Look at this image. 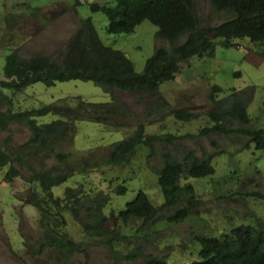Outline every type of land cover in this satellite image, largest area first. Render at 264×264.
I'll list each match as a JSON object with an SVG mask.
<instances>
[{"label":"trees","instance_id":"obj_1","mask_svg":"<svg viewBox=\"0 0 264 264\" xmlns=\"http://www.w3.org/2000/svg\"><path fill=\"white\" fill-rule=\"evenodd\" d=\"M208 2L215 12L226 17L225 22L201 28L195 11L196 0H116L113 3L89 5L92 13H102L106 17V32L109 35L133 34L140 24L148 21L157 28L155 39L170 43V49L160 47L154 51L146 60L141 73L135 71L134 64L126 53L102 44L89 18L80 20L79 28L60 56L21 59L16 52L6 56L2 72L4 79H0V95L1 103L11 107L8 113L0 111V130H9L10 123H21L28 127L31 138L15 152L7 148L9 139L5 140L4 145L0 144V175L12 185L20 181L21 191L29 186V196L25 202L40 214L39 224L44 229V235L38 249L27 245L29 252L40 255L45 251H55L60 258L69 260L71 256L83 251L81 243L75 241L68 230H65L68 213L86 238L107 245L121 262L137 260L140 255L146 256L143 244L124 233L125 225L130 222L144 221L148 223L145 229H151L158 222L164 225L179 224L189 220L191 215L198 225L206 220V207L197 199L194 187L182 184V180L184 177L200 179L212 176L216 179L214 159L223 153H233L220 149L198 155L192 149L183 148L180 156H176L168 151H158L156 155L160 156V160L154 164L156 151L152 144L172 143L178 137L170 133L146 136L145 124L137 125L136 133L110 145L104 164L129 163L139 145L149 147L148 164L163 197L160 206L155 205L148 194L139 189L131 201L107 215L104 213L107 197L96 200L82 191L81 187H68L63 197H56L53 189L66 183L71 175L98 167L96 162L73 161V154L58 151L61 143L72 140L76 135L77 123L93 122L105 129H112L116 126L124 127L123 123L116 121L136 117L114 95L116 92L132 93L143 103L148 98L155 97L160 86L175 79L181 63L194 57H212L217 39H224L227 44L244 38L264 43V0ZM185 36L183 44L174 46L178 39ZM262 55L264 57V53ZM70 81L91 82L112 96L105 103L90 102L79 97L74 102L75 106H71L65 99H59L31 111L14 110L17 105L14 96L28 87L37 83L51 87L58 82ZM250 90L233 92L219 101L218 95L221 92L214 88L211 99L215 109L207 113L210 125L199 136L210 137L216 133L232 138H248L244 147L254 145L255 148L263 149L264 130L249 127L251 120L247 109L254 99L253 90ZM154 114L155 110L150 102L145 117L150 119ZM171 114L174 121L182 123L196 118L184 110H176ZM47 115H53L57 120L40 125L37 119ZM53 148L58 149L53 153ZM42 152L54 154L57 164H51L47 169L42 167ZM81 164L83 170L78 169ZM228 174L233 179V174L225 173ZM151 181L154 183L153 177ZM219 186L223 188L222 185ZM116 192L117 196H126L128 188L121 185ZM238 194L240 197L234 194L220 195L216 204L221 212L226 213V202H237V198H244V194ZM225 219L231 224L222 232L221 237L193 236L191 242L197 258L192 264H264V220L257 217L256 221L252 219L249 222L233 223L229 214H226ZM132 230H135L134 238L144 231L134 227ZM120 246L133 248L126 253L119 250ZM146 257L147 264H167L159 258Z\"/></svg>","mask_w":264,"mask_h":264},{"label":"rangeland","instance_id":"obj_2","mask_svg":"<svg viewBox=\"0 0 264 264\" xmlns=\"http://www.w3.org/2000/svg\"><path fill=\"white\" fill-rule=\"evenodd\" d=\"M115 1L0 0V79H4L2 72L7 55L16 52L21 59L60 56L79 28L80 20L88 18L102 44L126 53L133 62L135 71L141 73L146 60L154 51L160 47L170 49V43L156 40L157 28L148 21L140 24L130 35L107 34L106 17L102 13H92L89 5ZM195 11L201 28L217 26L226 21V17L215 12L208 0H196ZM185 41L186 36L178 39L174 46ZM215 43L212 57H194L181 63L175 79L160 86L159 93L143 103L132 93L116 92L114 95L130 108L132 116H136L134 119L116 121L123 123L124 127L105 129L93 122H79L72 140L61 143L59 149H51L53 153L58 149L59 152L73 154V161L83 163L87 160L98 164L97 168L71 175L66 183L53 189L54 195L63 197L68 187H81L91 198L107 197L108 202L104 207L107 215L131 201L139 189L145 191L155 205L160 206L163 202L156 177L148 164L149 147L139 145L129 163L104 164L109 146L136 133L137 125L145 124L146 136L170 133L178 137L172 143L152 144L156 151L154 164L160 160V156L156 155L158 151H168L176 156H180L183 148L192 149L198 155L220 149L232 152V155L227 152L214 159L216 179L184 177L182 180V184L194 187L197 199L206 207V220L200 222V225L194 221L193 215L179 224L164 225L158 222L151 229H145L148 223L144 221L125 225L124 233L143 244L146 256L157 260L159 258L167 264H192L197 258L191 242L193 236L221 237L222 232L231 224L227 219L224 220L226 214L232 216L233 223L249 222L252 219L256 221L257 217L264 220V148L258 149L254 145L244 147L248 138H232L216 133L210 137L199 136L210 125L207 113L215 109L211 99L214 88L221 92L218 95L219 101L233 92L253 90L254 99L247 109L251 120L249 127L264 130V43L252 42L247 38L236 39L229 44L224 39H217ZM110 96L112 95L106 94L101 87L91 82H58L51 87L37 83L14 96L17 104L14 110L31 111L59 99H65L71 106H75L74 102L79 97L90 102L105 103ZM1 101L0 95V111L8 113L11 106L2 104ZM150 102L155 114L148 119L145 113ZM176 110L187 111L196 118L188 123L176 122L171 114ZM37 120L42 125L57 120V117L47 115ZM8 128L9 130H0V144L4 145L5 140L9 139L7 148L12 152L20 150L31 138V132L24 124L13 122ZM40 160L45 169L51 164H57L52 153L42 152ZM78 169L83 170L82 164ZM226 172L233 174V179H230L229 174L225 175ZM152 177L154 183L151 181ZM121 185L128 188L126 196H117L116 190ZM28 189L29 186L21 191L20 181L12 185L0 175V264H147L145 255H140L133 261H119L117 254L110 251L107 245L86 238L69 213L66 214L65 230H68L75 241L81 243L84 250L71 256L69 260L60 258L55 251L32 254L27 250V245L38 249L44 229L39 224V212L25 202L29 196ZM238 193L244 194V198H237V202H226L227 211L221 212L216 204L220 195L234 194L240 197ZM132 227L144 231L134 238L135 230ZM132 248L133 246H120L119 250L128 253Z\"/></svg>","mask_w":264,"mask_h":264},{"label":"clouds","instance_id":"obj_3","mask_svg":"<svg viewBox=\"0 0 264 264\" xmlns=\"http://www.w3.org/2000/svg\"><path fill=\"white\" fill-rule=\"evenodd\" d=\"M215 162V161H214ZM217 175V173L215 174V176ZM213 177V176H212Z\"/></svg>","mask_w":264,"mask_h":264}]
</instances>
